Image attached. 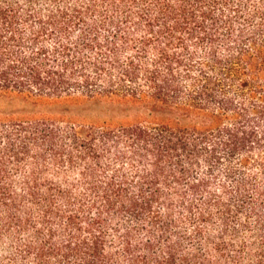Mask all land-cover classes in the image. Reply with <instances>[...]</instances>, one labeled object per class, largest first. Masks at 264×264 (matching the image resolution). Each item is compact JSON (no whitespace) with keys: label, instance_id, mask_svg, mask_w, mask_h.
I'll list each match as a JSON object with an SVG mask.
<instances>
[{"label":"trees","instance_id":"1","mask_svg":"<svg viewBox=\"0 0 264 264\" xmlns=\"http://www.w3.org/2000/svg\"><path fill=\"white\" fill-rule=\"evenodd\" d=\"M0 101V264H264V0H0Z\"/></svg>","mask_w":264,"mask_h":264},{"label":"rangeland","instance_id":"2","mask_svg":"<svg viewBox=\"0 0 264 264\" xmlns=\"http://www.w3.org/2000/svg\"><path fill=\"white\" fill-rule=\"evenodd\" d=\"M88 108H91L92 105L86 104L85 105ZM25 105L20 101H14V102H6V101H0V110L1 109H7V110H13V109H19L23 108ZM115 107H118V105H115ZM56 108V107H55ZM57 110H60L57 108ZM80 110V109H75ZM81 112V111H79ZM82 116H79L77 119L78 121H104V120H114L115 123H119L122 121H130L135 118V115L131 114L130 116L122 114V111H115L110 107V105H101L98 107H93L92 109H88L87 111L82 112Z\"/></svg>","mask_w":264,"mask_h":264}]
</instances>
